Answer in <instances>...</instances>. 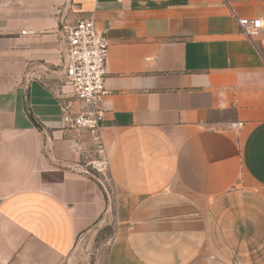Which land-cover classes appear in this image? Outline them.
<instances>
[{"label":"crops","instance_id":"0c3cea01","mask_svg":"<svg viewBox=\"0 0 264 264\" xmlns=\"http://www.w3.org/2000/svg\"><path fill=\"white\" fill-rule=\"evenodd\" d=\"M89 17L110 43L106 264H264V0H0V264H64L106 214L62 120L86 111L61 94L63 28Z\"/></svg>","mask_w":264,"mask_h":264},{"label":"built area","instance_id":"2783aa9c","mask_svg":"<svg viewBox=\"0 0 264 264\" xmlns=\"http://www.w3.org/2000/svg\"><path fill=\"white\" fill-rule=\"evenodd\" d=\"M241 33L252 40L260 35L263 22L260 19H238ZM64 53L62 59L61 94H68L84 105L86 111L70 114L63 107V123L70 130L85 131L94 141L100 140L101 113L98 106L107 96L105 88L106 60L109 40L96 29L93 17L77 20L72 26L64 27ZM26 32H23L25 34ZM67 89L64 92V89ZM242 122L231 124L238 131ZM104 165L107 167V161Z\"/></svg>","mask_w":264,"mask_h":264},{"label":"rangeland","instance_id":"374dc122","mask_svg":"<svg viewBox=\"0 0 264 264\" xmlns=\"http://www.w3.org/2000/svg\"><path fill=\"white\" fill-rule=\"evenodd\" d=\"M12 7V6H11ZM60 85H64L61 81ZM89 150L79 162L80 167L95 178L104 190L107 211L99 225L90 232L79 236L71 254L64 264H106L107 251L115 229V187L108 175L105 147L101 139L94 141L88 134Z\"/></svg>","mask_w":264,"mask_h":264},{"label":"trees","instance_id":"16d2710c","mask_svg":"<svg viewBox=\"0 0 264 264\" xmlns=\"http://www.w3.org/2000/svg\"><path fill=\"white\" fill-rule=\"evenodd\" d=\"M26 112H27V116L29 117V119L36 125L38 126L37 124V121L35 120V118L32 116L28 106H26Z\"/></svg>","mask_w":264,"mask_h":264}]
</instances>
